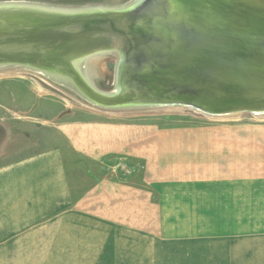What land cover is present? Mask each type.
<instances>
[{"label": "crops", "instance_id": "crops-1", "mask_svg": "<svg viewBox=\"0 0 264 264\" xmlns=\"http://www.w3.org/2000/svg\"><path fill=\"white\" fill-rule=\"evenodd\" d=\"M19 88L1 94L0 252L107 226L264 264V122L105 119L39 95L25 109Z\"/></svg>", "mask_w": 264, "mask_h": 264}, {"label": "water", "instance_id": "water-1", "mask_svg": "<svg viewBox=\"0 0 264 264\" xmlns=\"http://www.w3.org/2000/svg\"><path fill=\"white\" fill-rule=\"evenodd\" d=\"M102 53L118 56L111 92L94 87L83 71L87 57ZM2 65L68 78L103 107L263 113L264 0H133L89 8L0 1Z\"/></svg>", "mask_w": 264, "mask_h": 264}, {"label": "rangeland", "instance_id": "rangeland-1", "mask_svg": "<svg viewBox=\"0 0 264 264\" xmlns=\"http://www.w3.org/2000/svg\"><path fill=\"white\" fill-rule=\"evenodd\" d=\"M2 1V0H1ZM7 2L36 0H3ZM59 2L64 7H123L132 0H45ZM37 3V2H35ZM53 5V4H50ZM89 60V61H88ZM97 60V61H96ZM118 56L115 53L95 54L85 60L86 76L91 84L101 91H108L114 84ZM95 62V63H94ZM99 68V69H98ZM13 82L21 83L25 89L19 88L16 97L26 100L24 108L32 104L34 97L54 101L55 111L67 105L71 110L81 106L84 112L95 117L132 120L151 118L160 122L197 123V122H264V112H238L231 115H208L183 105H150L137 107H103L92 102L78 92L68 82L44 72L19 65L0 66V111L1 94L5 87ZM15 85V84H14ZM30 91V94L28 90ZM47 99L39 100L38 106L45 103L52 106ZM35 102H38L35 100ZM2 107V108H1ZM168 107V108H167ZM173 107V108H172ZM208 116V117H207ZM61 230V229H60ZM76 233L63 230L56 233L39 234L42 240L36 243L24 242L23 248L8 249L0 252V256H8V264H209L207 249L195 248V244L159 241L153 237L133 233L122 228L104 227L102 233ZM23 255V259L21 256Z\"/></svg>", "mask_w": 264, "mask_h": 264}, {"label": "bare ground", "instance_id": "bare-ground-1", "mask_svg": "<svg viewBox=\"0 0 264 264\" xmlns=\"http://www.w3.org/2000/svg\"><path fill=\"white\" fill-rule=\"evenodd\" d=\"M133 1V0H132ZM95 6H97V5H95ZM89 61V60H88ZM97 61V60H96ZM95 63V62H94ZM83 65V71H85L86 72V65L85 64H82ZM85 67V68H84ZM99 69V68H98ZM46 74H49V75H51V76H53V77H56V78H59V79H62V80H64V81H66V82H68L72 87H74L78 92H80L82 95H84L83 93H82V91H80L73 83H72V81L71 80H69L68 78H65V77H63V76H59V75H56V74H52V73H49V72H46ZM168 108V107H167ZM173 108V107H172ZM208 117V116H207Z\"/></svg>", "mask_w": 264, "mask_h": 264}, {"label": "trees", "instance_id": "trees-1", "mask_svg": "<svg viewBox=\"0 0 264 264\" xmlns=\"http://www.w3.org/2000/svg\"><path fill=\"white\" fill-rule=\"evenodd\" d=\"M1 1V0H0ZM3 1V0H2ZM35 2L37 3H43V4H53V5H64V4H60L59 2H54V1H45V0H36ZM75 8H85V7H75ZM114 89V85L111 86V89L108 90V92H111ZM107 91V90H106Z\"/></svg>", "mask_w": 264, "mask_h": 264}, {"label": "built area", "instance_id": "built-area-1", "mask_svg": "<svg viewBox=\"0 0 264 264\" xmlns=\"http://www.w3.org/2000/svg\"><path fill=\"white\" fill-rule=\"evenodd\" d=\"M126 166V164L121 160L118 162V164L116 165V168L117 167H120V168H124Z\"/></svg>", "mask_w": 264, "mask_h": 264}]
</instances>
